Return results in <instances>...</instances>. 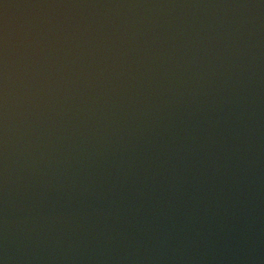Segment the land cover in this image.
I'll return each instance as SVG.
<instances>
[{
    "label": "water",
    "instance_id": "95a60500",
    "mask_svg": "<svg viewBox=\"0 0 264 264\" xmlns=\"http://www.w3.org/2000/svg\"><path fill=\"white\" fill-rule=\"evenodd\" d=\"M0 264H264V0H0Z\"/></svg>",
    "mask_w": 264,
    "mask_h": 264
}]
</instances>
